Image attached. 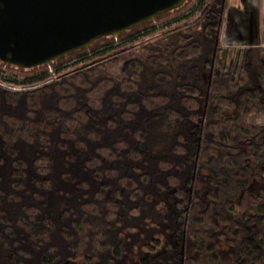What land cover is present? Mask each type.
I'll use <instances>...</instances> for the list:
<instances>
[{
	"label": "trees",
	"instance_id": "obj_1",
	"mask_svg": "<svg viewBox=\"0 0 264 264\" xmlns=\"http://www.w3.org/2000/svg\"><path fill=\"white\" fill-rule=\"evenodd\" d=\"M228 1L0 79V264H264V46L222 45Z\"/></svg>",
	"mask_w": 264,
	"mask_h": 264
},
{
	"label": "water",
	"instance_id": "obj_2",
	"mask_svg": "<svg viewBox=\"0 0 264 264\" xmlns=\"http://www.w3.org/2000/svg\"><path fill=\"white\" fill-rule=\"evenodd\" d=\"M187 0H0V61L49 65L103 37H117Z\"/></svg>",
	"mask_w": 264,
	"mask_h": 264
},
{
	"label": "crops",
	"instance_id": "obj_3",
	"mask_svg": "<svg viewBox=\"0 0 264 264\" xmlns=\"http://www.w3.org/2000/svg\"><path fill=\"white\" fill-rule=\"evenodd\" d=\"M244 4V13L226 15L223 31L230 32V36L246 37L248 44L264 46V0H244Z\"/></svg>",
	"mask_w": 264,
	"mask_h": 264
},
{
	"label": "rangeland",
	"instance_id": "obj_4",
	"mask_svg": "<svg viewBox=\"0 0 264 264\" xmlns=\"http://www.w3.org/2000/svg\"><path fill=\"white\" fill-rule=\"evenodd\" d=\"M193 2H194V0H187L180 8L172 10L168 14H166L162 17H165V16L170 17L173 15H176L177 11H179V9H180L179 12L186 11L192 5ZM245 11H246V6L244 4V0H229L228 1L227 12H226L227 17H230L231 12L244 13ZM230 35H231L230 32H227V34H226V32H224L222 30V35H221L222 45L234 46V47L252 45V44H248L246 37H240V36L238 37V35H234V36H230ZM234 43H236V44H234ZM42 66L43 65L37 66L34 68H29V69H19L15 66H11V65L6 66L0 61V79L11 80V79L15 78L16 80H18L20 82V81H22L24 75H27V74H30L34 71H39V70L43 69ZM110 71L115 74L118 71V67H116V66L111 67ZM249 122L253 123V124H258V125L264 126V115L263 114H252L249 117Z\"/></svg>",
	"mask_w": 264,
	"mask_h": 264
},
{
	"label": "built area",
	"instance_id": "obj_5",
	"mask_svg": "<svg viewBox=\"0 0 264 264\" xmlns=\"http://www.w3.org/2000/svg\"><path fill=\"white\" fill-rule=\"evenodd\" d=\"M115 39H116V37H115Z\"/></svg>",
	"mask_w": 264,
	"mask_h": 264
}]
</instances>
